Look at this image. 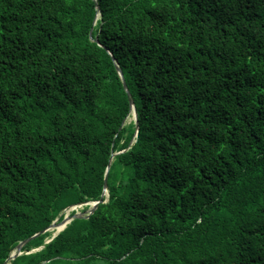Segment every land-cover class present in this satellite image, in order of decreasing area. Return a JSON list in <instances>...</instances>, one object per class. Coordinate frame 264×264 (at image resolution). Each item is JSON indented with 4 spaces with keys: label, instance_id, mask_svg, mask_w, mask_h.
Listing matches in <instances>:
<instances>
[{
    "label": "trees",
    "instance_id": "obj_1",
    "mask_svg": "<svg viewBox=\"0 0 264 264\" xmlns=\"http://www.w3.org/2000/svg\"><path fill=\"white\" fill-rule=\"evenodd\" d=\"M107 168L10 264H264V0H0V264Z\"/></svg>",
    "mask_w": 264,
    "mask_h": 264
},
{
    "label": "water",
    "instance_id": "obj_2",
    "mask_svg": "<svg viewBox=\"0 0 264 264\" xmlns=\"http://www.w3.org/2000/svg\"><path fill=\"white\" fill-rule=\"evenodd\" d=\"M90 37H91V32H90ZM95 41H97L96 39H94ZM117 70H118V73L122 79V84H123V87H124V90L128 96V100H129V103H130V112L132 111V109L134 110V123L136 125V129L138 128V125H137V115H136V112H135V109L133 107V104H132V98H131V95H130V92L128 91L127 89V86H126V83L123 79V75H122V72L120 70L119 67H117ZM128 117V116H127ZM126 117V118H127ZM126 118L123 120V123L121 125V127L125 124V120ZM132 144V142H131ZM130 144V145H131ZM124 151V150H123ZM121 151V152H123ZM121 152H118V153H121ZM114 155V153H113ZM113 155H111L109 161L112 160V157ZM109 168V166H108ZM108 168L106 170V173H105V177H104V189H103V192H102V195L100 197L99 200L95 201V202H91V203H86V205H89V208L86 210V211H83V212H74L73 215L71 216H64L63 219L61 221H58V218L55 219L48 227H46L45 229L37 232L36 234H34L33 236L31 237H28L26 238L25 240L21 241L15 248V250L8 256V258L5 260V262L3 264H10L11 260L15 259L17 256L21 255L23 252H22V247L27 243L29 242L31 239L41 235V234H44L45 232L47 231H50L51 229H54L56 228L57 226L65 223V224H68L71 220H73L74 218H81V217H88L90 214H92L94 212V210L97 208V206L104 202L105 200H103V197L104 196H107V177H108ZM66 227V225H65ZM64 227V228H65ZM63 228V229H64ZM61 231V230H60ZM60 231H58L57 233H59ZM57 233L55 235H53L47 242H49L53 237H55L57 235Z\"/></svg>",
    "mask_w": 264,
    "mask_h": 264
},
{
    "label": "rangeland",
    "instance_id": "obj_3",
    "mask_svg": "<svg viewBox=\"0 0 264 264\" xmlns=\"http://www.w3.org/2000/svg\"><path fill=\"white\" fill-rule=\"evenodd\" d=\"M132 121H134V112L133 111H131L130 114L128 115V117L126 118L125 125L130 124ZM83 206H84V204H80V205L71 206V207L65 209L64 210V214H65L64 216H71L72 215L71 212H83V210H82ZM50 232H52V231L50 230ZM56 233H52V236L55 235Z\"/></svg>",
    "mask_w": 264,
    "mask_h": 264
},
{
    "label": "bare ground",
    "instance_id": "obj_4",
    "mask_svg": "<svg viewBox=\"0 0 264 264\" xmlns=\"http://www.w3.org/2000/svg\"><path fill=\"white\" fill-rule=\"evenodd\" d=\"M132 111L134 112V110H132ZM65 225H67V224L63 223V224L57 226L56 228L51 229L52 233H56V232L62 230L65 227Z\"/></svg>",
    "mask_w": 264,
    "mask_h": 264
}]
</instances>
